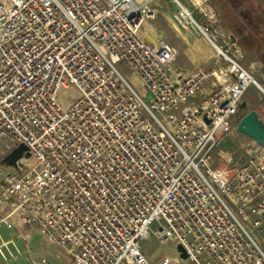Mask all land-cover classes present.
Here are the masks:
<instances>
[{
    "label": "built area",
    "instance_id": "obj_1",
    "mask_svg": "<svg viewBox=\"0 0 264 264\" xmlns=\"http://www.w3.org/2000/svg\"><path fill=\"white\" fill-rule=\"evenodd\" d=\"M161 1L0 0V161L30 154L2 178L0 226L35 228L64 264H149L150 234L190 264H264V146L214 158L246 91L264 90L221 31L195 22L210 69L147 43L140 5Z\"/></svg>",
    "mask_w": 264,
    "mask_h": 264
},
{
    "label": "rangeland",
    "instance_id": "obj_2",
    "mask_svg": "<svg viewBox=\"0 0 264 264\" xmlns=\"http://www.w3.org/2000/svg\"><path fill=\"white\" fill-rule=\"evenodd\" d=\"M186 7L193 20L208 32L217 34L221 31L226 35L225 43L230 47L229 54L243 68L251 73L257 84L264 90V0H178ZM156 4H162L164 10H158ZM156 10L154 19L146 17L141 33L149 32L160 45L174 46L178 55L175 63L178 67L200 66L207 64L212 68L216 59H201L193 64L195 55L203 54L202 46L208 54L212 51L207 47L201 33L187 20H181V25H188L187 30L180 29L172 17L179 13V7L171 0L150 5ZM167 11V12H166ZM174 21L176 22L175 18ZM148 26V27H147ZM145 28V29H144ZM233 31L236 38L231 39ZM190 44V49L184 44ZM225 48V44H220ZM205 54V53H204ZM201 56V55H200ZM202 58V57H201ZM196 62V60H195ZM219 64H224L220 57ZM125 76L131 79L127 68H123ZM194 100H188L192 102ZM248 110H254L264 117V95L255 87H250L242 98ZM241 101V102H242ZM196 103L199 100H195ZM246 112H239L233 119L232 130L220 141L214 158L216 165L223 166L226 162H244L254 147L253 141L246 135L236 131V125ZM11 170L0 165V184L5 174ZM155 229V227H153ZM142 252L149 264H157L163 258L171 259L170 264H190L176 260L175 242L160 243L153 234L140 243ZM45 259L52 264H64L66 259L62 252L44 240L35 228H23L9 231L0 227V264H33Z\"/></svg>",
    "mask_w": 264,
    "mask_h": 264
},
{
    "label": "water",
    "instance_id": "obj_3",
    "mask_svg": "<svg viewBox=\"0 0 264 264\" xmlns=\"http://www.w3.org/2000/svg\"><path fill=\"white\" fill-rule=\"evenodd\" d=\"M143 38L146 40L147 43L152 45L155 48L159 47V44L155 41L153 36L149 34V32L144 31L142 34ZM233 40L234 37L231 36ZM175 67H177L174 64ZM181 78H178L175 82V86L178 85ZM239 112H246L241 119L238 121L236 125V131L248 136L253 142H255L258 146H264V122L259 117V115L254 110H248L247 104L245 101L240 102L238 106ZM30 156L28 149L23 146L19 145L18 147L14 148L10 153L3 156L0 165L6 168H17V163L22 159H28ZM175 253H176V260L184 262L187 260V254L185 253L184 249L181 245H175Z\"/></svg>",
    "mask_w": 264,
    "mask_h": 264
},
{
    "label": "bare ground",
    "instance_id": "obj_4",
    "mask_svg": "<svg viewBox=\"0 0 264 264\" xmlns=\"http://www.w3.org/2000/svg\"><path fill=\"white\" fill-rule=\"evenodd\" d=\"M151 7L150 6H145L144 4L141 3L140 5V13H139V16H140V24L141 26H143L144 24V21L146 20V17L145 15L149 14L147 18H150V19H154V14H156V10L154 9H150ZM176 16H180L183 20H188L190 21L193 25H196L197 29L201 32V30L199 29V27L197 26V24H195V21L193 20L191 14L189 13V11L186 9V7H184L183 5H179V13L178 15H173L172 17V21L180 28L183 30L182 26H180L179 24V21L176 19ZM174 18L176 20V22L174 21ZM148 27V26H147ZM145 29V28H144ZM142 31V29H141ZM206 43V42H205ZM184 44L188 47V49H190V44L189 43H186L184 42ZM211 49V48H210ZM211 51L213 52V55H214V58H211V59H216L218 58L219 54L217 52H215L213 49H211ZM198 55H195V60H196V64L198 62ZM131 82L135 85V86H139V83L137 81V79L135 77H131ZM260 87V86H259ZM260 89H262L260 87Z\"/></svg>",
    "mask_w": 264,
    "mask_h": 264
},
{
    "label": "crops",
    "instance_id": "obj_5",
    "mask_svg": "<svg viewBox=\"0 0 264 264\" xmlns=\"http://www.w3.org/2000/svg\"><path fill=\"white\" fill-rule=\"evenodd\" d=\"M165 1V0H164ZM163 1V2H164ZM157 8H158V10H164L165 8H163V5L162 4H156L155 5ZM165 11V10H164ZM167 12V11H166ZM207 45V44H206ZM208 47V46H207ZM209 48V47H208ZM202 51H203V54H200L199 55V59H198V62H197V64L200 62V60L201 59H211V58H214V55H213V52H212V54H208L204 49H205V47L204 46H202ZM210 49V48H209ZM211 50V49H210ZM205 53V54H204ZM198 55V54H197ZM202 57V58H201ZM195 58V57H194ZM193 64H195L196 65V62H195V60H194V62H193ZM175 65H176V63H175ZM177 66V65H176ZM180 68H182V69H184V70H191L192 68H194L193 66H185V67H180ZM0 227H3V226H0ZM6 229V228H5ZM23 229V228H22ZM21 229V230H22Z\"/></svg>",
    "mask_w": 264,
    "mask_h": 264
},
{
    "label": "trees",
    "instance_id": "obj_6",
    "mask_svg": "<svg viewBox=\"0 0 264 264\" xmlns=\"http://www.w3.org/2000/svg\"><path fill=\"white\" fill-rule=\"evenodd\" d=\"M236 36H237V33L235 31H233V37L236 38Z\"/></svg>",
    "mask_w": 264,
    "mask_h": 264
}]
</instances>
